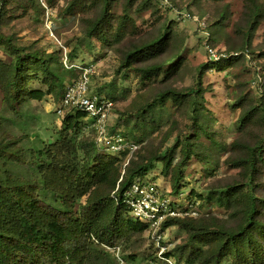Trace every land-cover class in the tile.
I'll return each instance as SVG.
<instances>
[{"label":"rangeland","instance_id":"obj_1","mask_svg":"<svg viewBox=\"0 0 264 264\" xmlns=\"http://www.w3.org/2000/svg\"><path fill=\"white\" fill-rule=\"evenodd\" d=\"M168 1L170 6L161 7L155 0H109L108 20L96 29L95 21L103 10L101 0H0V34L23 46L25 53L36 51L43 56L60 85L76 75L63 64L64 54L70 62L93 65L90 89L102 91L114 102L111 129L139 146L116 166L119 176L125 170L147 165L144 177L165 192L173 194V184L179 183L177 203H191L198 214L190 230L178 225L164 231V251L172 250L177 264H205L217 240H192L195 228L237 230L244 222L242 193L250 190L264 198V99L258 107L260 92L252 72L264 53V0ZM253 5L258 8L255 16L251 15ZM46 17L52 32L46 26ZM164 32L167 43L162 52L124 65L134 47ZM209 47L239 55L223 62V69L217 70L209 58ZM12 60L0 45V142L15 140L10 146L25 162L0 157V177L35 180L40 195L59 204L55 175L47 163L67 161L81 167L86 160L81 143L89 140V127L82 120L76 130L61 131L62 116L55 112L61 86H53L40 100L21 95L15 102L7 101L3 71L4 64ZM162 62H166L165 70L157 76L145 79L139 71L142 66ZM202 64L205 67L199 87ZM48 75L49 71L39 72L38 78H27L24 87L45 90ZM165 89L184 94L191 89L198 92L180 102L154 100ZM145 104L151 105L143 110ZM248 111H253L250 120L241 122L242 113ZM65 134L68 150L55 155V143ZM184 145L190 158L179 168ZM254 145L261 147V158L248 173L237 164L246 147ZM111 184L104 182L91 189L110 191ZM235 185V201L220 197L221 192ZM86 197H81V202ZM257 218L264 224V206H260ZM14 222L3 219L8 228ZM259 238L264 244V232ZM190 241L195 253L186 261ZM119 246L124 264L157 262V249L147 231L123 238ZM84 264L115 262L112 255L109 258L101 250H93ZM221 264H233L231 257L225 256ZM258 264H264V260Z\"/></svg>","mask_w":264,"mask_h":264},{"label":"trees","instance_id":"obj_2","mask_svg":"<svg viewBox=\"0 0 264 264\" xmlns=\"http://www.w3.org/2000/svg\"><path fill=\"white\" fill-rule=\"evenodd\" d=\"M103 4L102 14L95 21L96 29L105 23L109 8V0H101ZM252 16L258 14V8L253 5ZM256 23V22H255ZM167 33L160 37L147 41L134 47L127 54L124 65L130 60H144L155 56L164 50L166 46ZM0 45L4 47L13 60L4 64V77L6 79L5 96L10 103L22 97L40 100L50 93L53 86L60 88L59 99L62 96L65 83L62 85L58 78L51 74L46 60L38 52H26L23 46H18L12 38L0 34ZM228 57L214 61L217 70L223 69V62L236 59L239 53L228 52ZM234 53H237L236 55ZM248 54H245V56ZM264 53L255 63L252 70L257 80V90L260 92V104L264 99ZM166 62L151 63L142 66L139 71L145 79L157 76L164 72ZM0 64H3L0 62ZM205 64L201 65L198 74V85L201 87L202 73ZM45 78L47 88H25L26 79L38 78L39 72H47ZM201 90V88H198ZM198 90H190L187 93H179L165 89L156 94L154 100L163 102L166 98L174 102L184 100L186 96H192ZM102 93V91H98ZM151 104H145L144 110ZM253 111L242 113L241 122H248ZM85 113L80 111H67L61 120L63 129L61 131L77 129L83 120L89 127L90 138L81 143L86 155L84 164L80 167L67 161L53 160L47 163L55 175V194L58 196L59 204L46 201L37 191L39 187L35 180H6L0 177V264H84L86 258L93 250H101L110 258V252L103 247L120 244L123 238H129L135 234L148 230V226L134 220L128 213V209L121 203L116 202L112 197V192L116 185H119L118 192L121 193L129 183L137 178L144 177L147 165L137 166L129 172L125 170L120 176V171L116 166L120 165L125 158V153L110 154L99 151L91 136L92 129L90 122L85 119ZM112 132H116L111 129ZM63 133V132H61ZM120 134V133H119ZM122 135V134H121ZM123 136V135H122ZM10 142H0V157H5L20 162H25V158ZM69 147L68 138L62 135L55 143V155L64 154ZM182 158L177 165L183 166L190 158L188 146L182 148ZM261 147L259 145L247 146L244 157L237 165L244 167L248 173H252L257 161L261 158ZM129 167V166H127ZM180 174V172H178ZM119 177V178H118ZM179 177V176H178ZM112 181L111 190L104 192H93L94 189L104 182ZM237 185L228 187L226 191L220 193L224 200H234L238 191ZM179 183L173 184V196L178 195ZM242 193V192H241ZM240 194V193H239ZM84 202L80 198L86 196ZM239 199L241 200L240 196ZM244 202L243 224L237 230H224L202 226L195 228L191 236L192 240L208 241L215 239L217 244L213 251L207 256L206 263L221 264L225 256H230L233 264H258L264 260V244L259 238V234L264 232V224L257 218L260 206H264V198L255 196L250 190L242 193ZM11 212L16 214L8 216ZM4 222L15 220L14 226L8 228ZM191 221V222H190ZM193 217L168 218L163 228L171 226H181L190 230L193 225ZM194 229V228H193ZM190 239V240H191ZM154 245V244H153ZM186 247L185 245L182 246ZM181 248V249H182ZM156 249V247H155ZM173 251L164 252L165 256H171ZM195 250L192 242H188V249L185 253L186 261L194 256ZM175 263L177 260L174 258Z\"/></svg>","mask_w":264,"mask_h":264},{"label":"built area","instance_id":"obj_3","mask_svg":"<svg viewBox=\"0 0 264 264\" xmlns=\"http://www.w3.org/2000/svg\"><path fill=\"white\" fill-rule=\"evenodd\" d=\"M155 1L161 7L170 6L168 0ZM45 23L52 32L48 17ZM208 51L211 61H218L229 56L225 50L218 52L213 47H209ZM62 60L65 67L72 69L76 75L65 83L59 105L55 108L56 114L63 117L70 110L85 113V119L90 122L95 147L99 151L110 154L125 153V156H130L139 146L133 141H128L121 134L111 131L110 118L114 102L108 96L90 89L93 65L70 62L66 54ZM118 188L117 184L111 194L114 200L117 203L121 202L134 220L148 226L147 232L157 249L156 264H176L173 257L164 255L166 244L163 234L168 227L163 228V224L168 218L195 217L198 210L191 203L178 204L175 196L162 190L158 184L147 177L133 179L121 193L118 192ZM103 247L112 253L115 264H124L119 245H103Z\"/></svg>","mask_w":264,"mask_h":264}]
</instances>
